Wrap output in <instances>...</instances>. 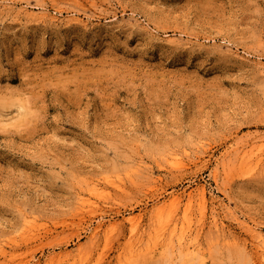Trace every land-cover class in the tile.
<instances>
[{
    "label": "rangeland",
    "instance_id": "obj_1",
    "mask_svg": "<svg viewBox=\"0 0 264 264\" xmlns=\"http://www.w3.org/2000/svg\"><path fill=\"white\" fill-rule=\"evenodd\" d=\"M251 227L264 0H0V264H264Z\"/></svg>",
    "mask_w": 264,
    "mask_h": 264
},
{
    "label": "bare ground",
    "instance_id": "obj_2",
    "mask_svg": "<svg viewBox=\"0 0 264 264\" xmlns=\"http://www.w3.org/2000/svg\"><path fill=\"white\" fill-rule=\"evenodd\" d=\"M19 12V11H18ZM27 12V11H26ZM25 12V13H26ZM23 14V13H22ZM28 15V14H27ZM32 15V14H31ZM37 15V14H36ZM36 15H32V17H35L36 18ZM41 16H43L42 15V13H41ZM31 17V16H30ZM44 17V16H43ZM38 18L39 17H37V19L36 20H38ZM41 20V19H40ZM243 151V150H242ZM246 152V151H245ZM244 154V153H243ZM241 156H243V158H244V156L246 157V154L245 155H241ZM174 166H176V164H174ZM177 166H180L179 164H177ZM181 167V166H180ZM202 187V186H201ZM198 192H199V195H200V200L202 201V203H206V190L204 189V188H199L198 187ZM192 197V196H191ZM190 198V197H189ZM181 199H179V197L178 196H176L174 199H173V210L176 208V206L178 205V204H180V201ZM84 203V202H83ZM201 203V202H200ZM85 204H87V202L85 203ZM85 204H83V205H85ZM187 205H186V208H185V210H186V214H188V210L191 208V206H192V200L190 199L187 203H186ZM88 205V204H87ZM86 206V205H85ZM201 206V205H200ZM203 207H204V205H203ZM86 208V207H85ZM202 208V207H201ZM91 211V210H90ZM83 213H84V211H82ZM174 212H175V210H174ZM203 213V212H202ZM171 214H173V213H171ZM132 221V220H131ZM172 221V220H171ZM176 221H177V218L176 219H174L171 223H169V221L163 226V228L164 227H166L167 229L166 230H169V229H171L170 230V233H169V235H167L168 237L170 236V237H174V236H172V235H174V231H175V229H176V226H177V223H176ZM218 221L219 220H217L216 218H214V227L218 230H216V232H219L220 234H221V231L220 230H222L221 228V226L219 225V223H218ZM213 222V221H212ZM163 224V223H162ZM99 226H101V224H99ZM98 226V227H99ZM246 226H248V225H246ZM256 226V225H255ZM248 227H250V226H248ZM254 227V226H253ZM253 227H251V228H249L248 230H250V232L252 233V237H253V240L255 241V243H254V245H255V247L254 248H256V251L258 252V253H260L259 255H258V257H259V259H261L260 257H262L264 254V232L262 233L261 232V230H258V229H254ZM247 228V227H246ZM200 229H202V228H200ZM199 229V230H200ZM201 231V230H200ZM200 231H198V232H200ZM224 231V229L222 230V232ZM225 231H226V229H225ZM167 232V231H166ZM94 234L96 235L97 234V230L94 232ZM223 235H224V237L223 238H225V239H230V237H233V234H231V233H229V234H227V233H222ZM221 236V235H220ZM235 237V236H234ZM234 237H233V239H234ZM180 238V237H179ZM183 238H184V236H183ZM183 238H180L179 239V242H178V245H177V243H176V245L177 246H179V249L180 250H183V252L185 251L187 254L186 255H188V256H190V258H191V256L192 255H194V253H196V252H199V250H200V240H199V233H197L195 236H193V237H191L190 239H187V241L185 240V238H184V240H183ZM172 239V238H171ZM224 239V240H225ZM236 239V238H235ZM166 240V239H165ZM169 242H170V240H168ZM178 241V240H177ZM228 241H230V240H228ZM172 242V243H171ZM170 242V244H175V243H173V242H176L174 239H172V241ZM180 244V245H179ZM164 245V244H163ZM165 245H167V243L165 244ZM244 245H246L245 243H244ZM167 246H172V245H167ZM176 247V246H175ZM181 247V248H180ZM201 251V250H200ZM256 252V253H257ZM200 253V252H199ZM197 254V253H196ZM263 254V255H262ZM199 255V254H198ZM200 255H201V253H200ZM197 257V256H196ZM195 257V258H196ZM264 257V256H263ZM198 259V258H197ZM196 261V260H195ZM194 261V262H195ZM198 261H200V259H198L197 260V262ZM196 263V262H195ZM199 263V262H198ZM204 263V262H203Z\"/></svg>",
    "mask_w": 264,
    "mask_h": 264
}]
</instances>
